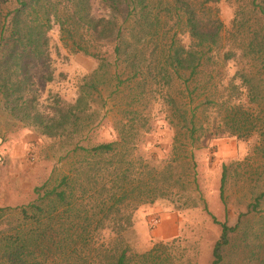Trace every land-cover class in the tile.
<instances>
[{
    "label": "trees",
    "instance_id": "obj_1",
    "mask_svg": "<svg viewBox=\"0 0 264 264\" xmlns=\"http://www.w3.org/2000/svg\"><path fill=\"white\" fill-rule=\"evenodd\" d=\"M93 1L0 0V99L10 113L47 138L74 139L94 122L97 112L90 107L92 97L106 84L112 65L76 42L78 52L96 60L98 67L84 77L73 104L56 95H51L48 105L40 104L36 73L51 68L49 34L57 29L61 37H78L87 45L93 43L89 38L95 42L114 39L115 65H124L131 80L140 79L152 95L159 94L173 112L172 122L178 119L179 124L189 126L169 90L182 72L192 77L218 46L224 30L217 8L222 0H172L165 6L154 0H97L109 13L98 18L92 16ZM245 2L235 6L233 28L238 34L246 28L251 32L246 56L264 64V0ZM163 14L177 19L175 27L190 39L187 46L177 38L179 30L162 44L160 35L167 37L174 29H168ZM254 15L259 24L252 28L248 24ZM53 77L51 70L39 76L46 83ZM236 77L239 85H234ZM234 79L231 90L241 92L242 87L250 102L258 100L260 91L253 75L238 72ZM143 121L147 119L140 113L132 114L130 128ZM258 121L242 105H230L221 123L222 133L246 140ZM190 123L194 126L193 120ZM122 127L109 142L91 148L77 145L76 150L85 155L79 166L53 187H36L35 199L26 206L18 211L0 208V264H130L134 257L141 258L126 239L134 213L143 205L168 198L165 191L178 182L170 177L171 166L162 168L151 154L146 153L153 163L142 155L129 158L124 145L136 137L127 132L129 124ZM188 132L193 138L197 130L192 127ZM134 144L135 151L139 145ZM225 180L224 171L223 203ZM219 224L221 234L211 264L223 263L224 249L238 228Z\"/></svg>",
    "mask_w": 264,
    "mask_h": 264
},
{
    "label": "rangeland",
    "instance_id": "obj_2",
    "mask_svg": "<svg viewBox=\"0 0 264 264\" xmlns=\"http://www.w3.org/2000/svg\"><path fill=\"white\" fill-rule=\"evenodd\" d=\"M154 1L162 2V6L173 3ZM238 3L246 2L222 0L217 5L224 24L218 46L192 77L190 72H182L169 90L189 126L179 124L178 119L172 122L173 112L161 102L160 95H152L140 85V79L131 80L124 65H115L114 39L95 42L89 38L93 43L87 45L78 37H61L54 29L49 34L51 68L37 72L35 78L41 105H48L51 95L73 104L84 77L98 67L96 60L78 52L75 42L105 58L112 65L110 77L93 94L90 107L97 112L94 122L74 139L41 136L13 116L0 99V208L17 210L26 206L35 199L36 187H53L79 166L85 155L76 150L77 145L91 148L109 142L117 138L123 125L129 124L127 132L136 137L124 145L129 158L142 155L153 163L146 153L151 154L162 168L171 166L170 177L178 182L165 189L168 198L135 211L133 228L126 239L141 258L134 257L130 264H211L212 250L221 234L219 223L238 227L224 249L222 264H264V64L246 56L251 32L246 28L244 34H238L233 28ZM92 4L95 18L109 15L97 0ZM162 20L168 22V29L174 28L167 37L160 35L163 45L177 30V38L183 45L189 44L187 35L175 27L177 19L173 15L163 14ZM249 23L252 28L259 24L256 15ZM50 70L54 80L46 83L39 76ZM238 72L255 77L260 91L256 102H250L242 87L241 92L230 89ZM239 80L236 77L234 85H239ZM230 105H242L260 120L250 138L222 133L225 130L221 123ZM136 112L147 121L132 130L129 122ZM192 127L197 130L193 138L188 132ZM134 143L139 145L135 151ZM229 144L232 149L222 150V145ZM224 171L223 203L220 185ZM153 218L160 221L157 227L151 226Z\"/></svg>",
    "mask_w": 264,
    "mask_h": 264
},
{
    "label": "built area",
    "instance_id": "obj_3",
    "mask_svg": "<svg viewBox=\"0 0 264 264\" xmlns=\"http://www.w3.org/2000/svg\"><path fill=\"white\" fill-rule=\"evenodd\" d=\"M160 221L157 218H153L151 220V226L152 227H157L159 225Z\"/></svg>",
    "mask_w": 264,
    "mask_h": 264
},
{
    "label": "crops",
    "instance_id": "obj_4",
    "mask_svg": "<svg viewBox=\"0 0 264 264\" xmlns=\"http://www.w3.org/2000/svg\"><path fill=\"white\" fill-rule=\"evenodd\" d=\"M230 144L229 145H222V150H228L229 151V148H230ZM230 149H232V146H231V148Z\"/></svg>",
    "mask_w": 264,
    "mask_h": 264
}]
</instances>
